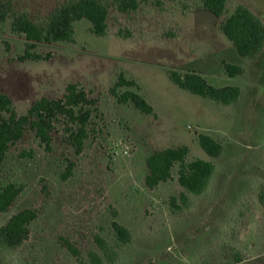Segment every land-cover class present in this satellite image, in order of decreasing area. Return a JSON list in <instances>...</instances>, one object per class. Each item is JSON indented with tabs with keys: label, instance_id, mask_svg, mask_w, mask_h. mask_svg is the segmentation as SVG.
<instances>
[{
	"label": "rangeland",
	"instance_id": "1",
	"mask_svg": "<svg viewBox=\"0 0 264 264\" xmlns=\"http://www.w3.org/2000/svg\"><path fill=\"white\" fill-rule=\"evenodd\" d=\"M1 1L44 22L67 0ZM238 4L264 23V0H228L221 18L199 0H150L127 14L110 8L105 36L93 35L83 19L73 25V43H37L30 53L48 56L40 61L20 62L25 36L11 31L10 19L0 22V92L17 114L41 97L61 98L70 83L98 101L79 154L62 121L54 124L49 151L32 131L10 146L0 163V186L14 183L22 191L0 214V227L24 209L37 217L22 245L0 249V264H93L90 254L102 264H264V50L244 59L218 27ZM233 61L243 75H226L222 62ZM172 70L194 71L213 87H239L242 95L234 105L193 95L170 81ZM121 73L137 88L120 92H138L155 116L115 103L108 90ZM200 134L222 146L219 157L201 149ZM181 145L189 149L188 162L214 165L206 190L187 193L177 182V164L170 180L148 189L146 157ZM113 222L128 230L130 242L116 239Z\"/></svg>",
	"mask_w": 264,
	"mask_h": 264
},
{
	"label": "trees",
	"instance_id": "2",
	"mask_svg": "<svg viewBox=\"0 0 264 264\" xmlns=\"http://www.w3.org/2000/svg\"><path fill=\"white\" fill-rule=\"evenodd\" d=\"M150 0H67L51 12L44 22H37L25 12H17L9 1L0 0V22L10 19V29L14 33L23 34L26 39V49L19 61L48 60V56L33 55L30 51L37 43L74 42V23L87 20L91 25L93 35L102 37L107 33V17L109 9L114 8L120 13L127 14L138 9L141 2ZM202 9L216 18L226 14L228 0H199ZM219 30L229 40L237 54L244 59H256L264 50V23L249 8L238 4L234 10L219 24ZM119 37L128 38L130 32ZM222 67L229 77L241 76L244 69L238 65L222 62ZM170 81L178 88L189 93L223 105L237 102L241 91L236 86L213 87L200 74L190 71L180 73L169 71ZM123 88H137L133 79L119 74L108 93L117 104L131 103L142 115L155 116L152 106L143 96L132 90L120 92ZM98 101L89 96V93L80 84L70 83L65 88L61 98L49 99L41 97L33 101L24 115H19L13 108L11 98L0 92V163L5 159L10 146L19 141L27 131H32L47 151L52 143L54 124L65 122L63 134L76 154L83 150L88 139L89 129L94 113L98 112ZM198 143L201 149L210 157L217 158L222 152V146L208 135L200 134ZM189 149L187 146L168 147L150 153L145 160L147 173L144 178L145 186L152 190L159 184L171 179L172 168L179 166L177 173L178 184L189 194H202L214 173L211 162L194 159L187 161ZM71 165L68 167L70 172ZM67 176H63L66 178ZM21 187L14 183L0 186V214L6 213L17 196ZM180 201L186 205V196L180 194ZM174 199L172 200V202ZM259 201L264 207V188L259 193ZM174 207L175 204H173ZM178 209V208H177ZM37 217L33 209H24L12 215L0 227V249L13 250L28 238L29 225ZM116 239L123 244L130 242L131 236L126 228L116 222L112 223ZM96 243L103 251L109 263L113 256L106 250L103 240L96 238ZM93 264H102V260L95 254H90ZM236 260L240 262L237 257Z\"/></svg>",
	"mask_w": 264,
	"mask_h": 264
},
{
	"label": "crops",
	"instance_id": "3",
	"mask_svg": "<svg viewBox=\"0 0 264 264\" xmlns=\"http://www.w3.org/2000/svg\"><path fill=\"white\" fill-rule=\"evenodd\" d=\"M227 63V62H226ZM229 64H233V65H237V63H235L234 61L233 62H231V63H229ZM238 66H240V65H238ZM241 67V66H240ZM201 75V74H200ZM201 76H203V75H201ZM241 91V90H240ZM242 94H240V96H241ZM240 98V97H239ZM239 100V99H238ZM237 100V101H238ZM234 105V104H233ZM155 113V112H154ZM214 171H215V169H214ZM214 174V173H213Z\"/></svg>",
	"mask_w": 264,
	"mask_h": 264
}]
</instances>
